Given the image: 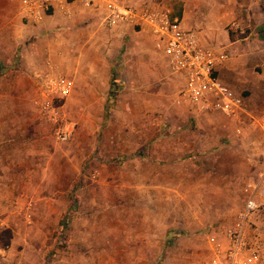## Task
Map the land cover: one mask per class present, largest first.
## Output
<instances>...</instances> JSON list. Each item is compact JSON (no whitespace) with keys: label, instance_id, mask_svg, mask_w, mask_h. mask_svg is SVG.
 I'll list each match as a JSON object with an SVG mask.
<instances>
[{"label":"rangeland","instance_id":"obj_1","mask_svg":"<svg viewBox=\"0 0 264 264\" xmlns=\"http://www.w3.org/2000/svg\"><path fill=\"white\" fill-rule=\"evenodd\" d=\"M95 18L35 32L43 23L0 0V231L12 232L0 264H208L249 191L230 135L172 90L141 25L112 36ZM58 56L65 70L45 73ZM46 75L72 79L71 93L48 94Z\"/></svg>","mask_w":264,"mask_h":264},{"label":"crops","instance_id":"obj_2","mask_svg":"<svg viewBox=\"0 0 264 264\" xmlns=\"http://www.w3.org/2000/svg\"><path fill=\"white\" fill-rule=\"evenodd\" d=\"M117 1L123 6L132 5L137 8V11L142 10L144 5L166 9L172 17L179 20L181 28L196 30L203 45L221 46L229 53L228 60L218 68L217 75L230 87L241 93L243 92L246 113H243L241 117H246L247 124L241 127L240 134H236L224 129L225 127L232 128L235 126V120H238L236 118L227 120L222 113L218 114L220 112H214L216 113L215 115L201 112L203 117L198 119L203 123H207V121L215 122L223 134L230 135L231 144L234 145L227 151L233 156L232 158H234L235 162H241L242 176L244 178L248 176L246 178L248 181L257 179L258 173L264 165V14L256 6L257 2L253 0ZM95 4L98 5L97 8L86 5L85 0H74L68 5L56 4L53 13L46 15L43 18L44 21L40 22L43 23V27L35 26L31 28H34L33 31L35 32L41 28L51 30L56 27L60 30L66 27L71 30L75 28L84 29V24H88V21L95 23V16L97 15L103 20L105 26H108L104 1L95 0ZM233 19H239L243 22L247 28L246 37L229 31L227 26ZM136 25L140 24L127 22L108 27L113 33L112 36H114V33L115 36H118L119 34L123 35V33L133 34L131 31L134 30ZM140 27L143 29H136L134 33H141L142 38L145 39L146 37L149 41L151 40L154 46V37L151 36L146 25L141 24ZM159 54L156 58L150 56L149 58L154 59V63L160 62L165 67L166 70L164 71L167 73L165 80L174 91L175 87L182 83L183 80H181L180 76L169 71L165 57L161 53ZM135 57L139 58V56ZM135 57L132 58L128 67H132L136 71L139 66ZM43 64L45 73L48 72L47 69L51 70L52 67L56 70H65V59L63 56H58L55 61L47 58ZM150 76L156 79L158 78V72L151 70ZM122 85L123 82H120L119 86L122 87ZM106 87L108 89L107 85ZM132 90L135 92L136 87H133ZM106 100H108L107 93L103 101ZM206 128H204V132ZM204 132L203 137H201L203 141H200L201 145H207L208 143Z\"/></svg>","mask_w":264,"mask_h":264},{"label":"built area","instance_id":"obj_3","mask_svg":"<svg viewBox=\"0 0 264 264\" xmlns=\"http://www.w3.org/2000/svg\"><path fill=\"white\" fill-rule=\"evenodd\" d=\"M19 5L21 18L27 24H38L53 13L56 4L68 5L74 0H10ZM107 10L106 22L112 27L132 22L147 26L154 37V47L167 62L169 71L180 76L182 96L200 112H220L228 118L239 119L246 113L245 96L230 87L217 75L218 68L229 58L223 47L203 45L194 29L181 28L177 18L160 7L120 5L117 0H103ZM85 4L97 8L95 0ZM229 31L247 36L239 19L229 22ZM43 88L48 94L63 98L73 88L72 79L61 75H46ZM67 129H59L61 140L70 136ZM248 194L242 209L225 231L226 243L215 246L208 264H264V165L257 179L247 181Z\"/></svg>","mask_w":264,"mask_h":264},{"label":"trees","instance_id":"obj_4","mask_svg":"<svg viewBox=\"0 0 264 264\" xmlns=\"http://www.w3.org/2000/svg\"><path fill=\"white\" fill-rule=\"evenodd\" d=\"M12 238V232L8 228H4L0 231V247L7 248Z\"/></svg>","mask_w":264,"mask_h":264}]
</instances>
